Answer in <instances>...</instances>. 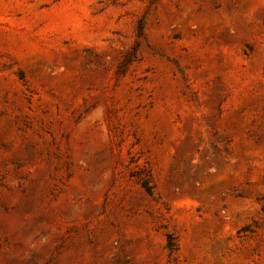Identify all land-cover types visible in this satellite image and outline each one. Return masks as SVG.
I'll use <instances>...</instances> for the list:
<instances>
[{
    "label": "rangeland",
    "instance_id": "obj_1",
    "mask_svg": "<svg viewBox=\"0 0 264 264\" xmlns=\"http://www.w3.org/2000/svg\"><path fill=\"white\" fill-rule=\"evenodd\" d=\"M263 196L264 0H0V264H264Z\"/></svg>",
    "mask_w": 264,
    "mask_h": 264
},
{
    "label": "trees",
    "instance_id": "obj_2",
    "mask_svg": "<svg viewBox=\"0 0 264 264\" xmlns=\"http://www.w3.org/2000/svg\"><path fill=\"white\" fill-rule=\"evenodd\" d=\"M141 185L144 187V189L148 192V193H151V186L149 184V182L147 180H143L141 182ZM264 198V196L262 197ZM165 247L167 248L168 250V254L170 256L173 255V253L175 252L176 250V242L173 238V236L171 234H167L166 235V243H165Z\"/></svg>",
    "mask_w": 264,
    "mask_h": 264
}]
</instances>
